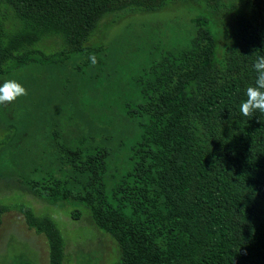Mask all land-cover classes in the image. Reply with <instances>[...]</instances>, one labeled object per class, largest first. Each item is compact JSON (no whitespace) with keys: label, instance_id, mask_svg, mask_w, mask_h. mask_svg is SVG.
<instances>
[{"label":"trees","instance_id":"1","mask_svg":"<svg viewBox=\"0 0 264 264\" xmlns=\"http://www.w3.org/2000/svg\"><path fill=\"white\" fill-rule=\"evenodd\" d=\"M173 4L190 16L97 37ZM258 56L264 0H0V86L27 91L0 105V178L83 207L115 264H264V113L240 112ZM20 210L60 264L51 218Z\"/></svg>","mask_w":264,"mask_h":264},{"label":"rangeland","instance_id":"2","mask_svg":"<svg viewBox=\"0 0 264 264\" xmlns=\"http://www.w3.org/2000/svg\"><path fill=\"white\" fill-rule=\"evenodd\" d=\"M190 14L191 10L184 4H173L155 13L108 14L99 22L97 37L107 42L133 23L148 21L155 24ZM214 16L218 24L229 27L227 12ZM22 206L30 207L37 214L48 215L55 224L63 242L60 264H115L118 257L116 245L95 227L83 207L67 203L62 206L47 204L11 178H0V208H5L0 213V264H8L18 257L27 258L34 264H49L48 240L43 233L27 225L20 210ZM76 207L80 215L73 218L71 212Z\"/></svg>","mask_w":264,"mask_h":264},{"label":"clouds","instance_id":"3","mask_svg":"<svg viewBox=\"0 0 264 264\" xmlns=\"http://www.w3.org/2000/svg\"><path fill=\"white\" fill-rule=\"evenodd\" d=\"M92 65L97 63L94 54L89 56ZM252 68L256 73L253 85L246 89L247 99L241 103L240 112L244 117H251L258 110L264 113V56H258ZM27 95L26 89L15 80H7L0 86V105L11 103L18 97Z\"/></svg>","mask_w":264,"mask_h":264}]
</instances>
